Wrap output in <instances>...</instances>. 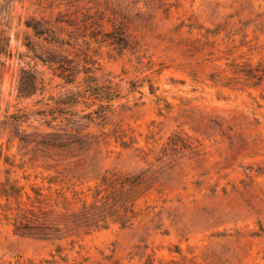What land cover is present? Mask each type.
Here are the masks:
<instances>
[{
    "label": "rangeland",
    "instance_id": "1",
    "mask_svg": "<svg viewBox=\"0 0 264 264\" xmlns=\"http://www.w3.org/2000/svg\"><path fill=\"white\" fill-rule=\"evenodd\" d=\"M0 264H264V0H0Z\"/></svg>",
    "mask_w": 264,
    "mask_h": 264
}]
</instances>
